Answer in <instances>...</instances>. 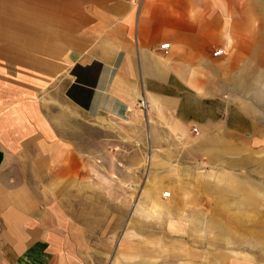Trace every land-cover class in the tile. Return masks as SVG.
<instances>
[{"label": "crops", "instance_id": "obj_1", "mask_svg": "<svg viewBox=\"0 0 264 264\" xmlns=\"http://www.w3.org/2000/svg\"><path fill=\"white\" fill-rule=\"evenodd\" d=\"M249 2L0 0V264H113L120 233L125 263H149L146 210L132 204L146 169L104 164L97 149L82 148L74 121L131 119L145 94L184 131L180 150L193 164L256 163L258 123L220 95L194 92L163 63L236 39ZM253 56L262 63L264 52ZM236 84L249 86L246 76ZM238 151L246 157L235 161ZM217 187L205 180L187 201L217 202Z\"/></svg>", "mask_w": 264, "mask_h": 264}, {"label": "rangeland", "instance_id": "obj_2", "mask_svg": "<svg viewBox=\"0 0 264 264\" xmlns=\"http://www.w3.org/2000/svg\"><path fill=\"white\" fill-rule=\"evenodd\" d=\"M249 3L252 8L244 10L242 27L232 30L231 38L236 39L212 42L209 56L174 58L170 53L163 56V63L194 92L220 95L258 123L263 146L257 159L249 158L256 163L223 164V169L218 164H193L192 153L180 150L187 143L184 131L157 114L154 101L147 111L137 107L128 120L73 122L82 148L97 149L101 158L109 159L104 164L125 162L146 169L132 204L146 210L148 264H264V58L259 63L253 56L264 52V5ZM243 42L251 45V51L240 56ZM217 48L225 53L214 56ZM245 76L249 86H237L236 81ZM232 155L235 161L246 157L239 151ZM205 180L220 188L221 199L188 202V194L204 191ZM166 191L172 192L171 198L163 197ZM188 208L194 214L190 218ZM160 212L162 217L156 218ZM121 239L122 234H116L120 247L113 264L129 260Z\"/></svg>", "mask_w": 264, "mask_h": 264}, {"label": "built area", "instance_id": "obj_3", "mask_svg": "<svg viewBox=\"0 0 264 264\" xmlns=\"http://www.w3.org/2000/svg\"><path fill=\"white\" fill-rule=\"evenodd\" d=\"M132 1H136V0H132ZM170 45L171 43L169 41L167 42H164L160 45V48L164 51L165 54H168L169 51H170ZM225 53L224 49L223 48H217L214 52H213V55L214 56H221ZM151 106L149 100L147 99V97L143 94L141 96V98L139 99V102H138V108L143 110V111H147L148 108ZM193 131L195 133H199V130L197 127H194L193 128ZM163 197L166 198V199H169L172 197V192L171 191H166L163 193Z\"/></svg>", "mask_w": 264, "mask_h": 264}]
</instances>
